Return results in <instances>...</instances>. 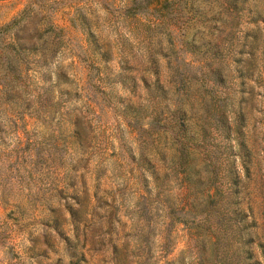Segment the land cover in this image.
I'll return each instance as SVG.
<instances>
[{
  "label": "rangeland",
  "instance_id": "1",
  "mask_svg": "<svg viewBox=\"0 0 264 264\" xmlns=\"http://www.w3.org/2000/svg\"><path fill=\"white\" fill-rule=\"evenodd\" d=\"M0 264H264V0H0Z\"/></svg>",
  "mask_w": 264,
  "mask_h": 264
}]
</instances>
